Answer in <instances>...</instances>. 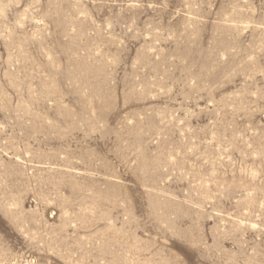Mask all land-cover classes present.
Instances as JSON below:
<instances>
[{
    "label": "rangeland",
    "instance_id": "obj_1",
    "mask_svg": "<svg viewBox=\"0 0 264 264\" xmlns=\"http://www.w3.org/2000/svg\"><path fill=\"white\" fill-rule=\"evenodd\" d=\"M0 264H264V0H0Z\"/></svg>",
    "mask_w": 264,
    "mask_h": 264
}]
</instances>
